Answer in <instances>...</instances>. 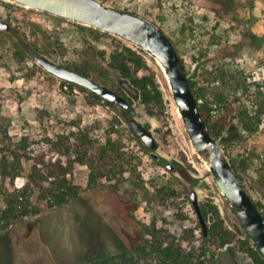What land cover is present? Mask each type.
Wrapping results in <instances>:
<instances>
[{
	"label": "rangeland",
	"instance_id": "374dc122",
	"mask_svg": "<svg viewBox=\"0 0 264 264\" xmlns=\"http://www.w3.org/2000/svg\"><path fill=\"white\" fill-rule=\"evenodd\" d=\"M102 1L134 11L170 36L195 82L199 104L213 108L212 120L223 124L217 137L236 173L264 210V0ZM0 19L10 23L9 30H0V133L8 129L14 137L25 134L32 154L47 152L46 157L57 158L60 154L50 152L45 137L72 134L77 124L82 128L90 123L99 136L113 121L127 166L136 168L114 183L85 187L64 205L0 229V264H72L101 257L140 241L147 236L145 226L153 223L168 229L176 241L200 245L202 227L190 199L192 190L202 209L215 204L225 226L237 238L244 236L230 203L193 148L165 75L150 54L139 74L154 72L163 91L164 106L157 113L148 111L134 85L131 91L138 97L132 98L109 65V54L120 43L131 42L101 31L97 32L103 36L97 39L90 30H78L76 21L11 0H0ZM40 54L80 72L88 70L90 77L127 96L132 116L158 140L160 163L134 134L119 105L96 99L83 86L47 72L34 60ZM216 69L222 71L214 79ZM221 84L227 97L224 105L211 102V90ZM166 161L174 169L167 168ZM23 166L14 185L26 179L27 165ZM88 172L85 164L73 167L76 182L83 187ZM6 184L13 186L8 180ZM206 218L210 228L212 212ZM206 245L214 253L212 264H254L236 240L219 246L209 237Z\"/></svg>",
	"mask_w": 264,
	"mask_h": 264
},
{
	"label": "trees",
	"instance_id": "16d2710c",
	"mask_svg": "<svg viewBox=\"0 0 264 264\" xmlns=\"http://www.w3.org/2000/svg\"><path fill=\"white\" fill-rule=\"evenodd\" d=\"M75 23H77L78 30H82L81 32L90 30V36L97 39L103 36L97 31L110 34L92 26ZM146 55L149 56L146 51L135 44L120 43L109 54L108 61L122 79L129 80L138 88L140 100L148 111L157 113L164 106L163 91L154 72L152 75L139 74L140 69L146 65ZM221 71L220 69L215 70L214 77L216 78L214 79L221 75ZM82 73L89 75L88 70ZM189 80L197 97L195 82ZM122 82L126 84L125 81ZM69 85L72 86V84ZM224 90L225 86L222 84L216 85L210 92L211 102L224 105L227 100ZM92 96L100 99V96L93 92ZM105 101L108 104L112 103L109 100ZM200 109L208 128L215 136H218L223 130V124L212 120L210 111L213 108L200 105ZM122 115L128 121L132 116V111L122 108ZM95 121L99 122L98 119ZM78 125L75 126L77 132L72 134L61 132L56 134V138L51 136L44 138L47 144L51 145L50 152L57 151L60 154L57 158L46 157L47 152L32 154L27 148L29 146L28 137L25 134L14 137L8 134V129L0 133V200L2 202L0 229L9 228L28 217L38 216L46 209L64 205L72 198L78 197L85 187H94L102 182L114 183L123 177L125 171H130L131 174L136 172V168L127 166L129 159L122 150V139L115 138L117 130L113 121H109L106 127L107 133L101 134L104 135L101 140L99 138L101 135L95 134L96 127L93 123L85 124L82 128H78ZM147 152L150 154L148 148ZM74 154L76 156L72 157ZM155 160L159 163L161 161L160 158ZM76 163L85 164L89 168L84 187L76 182L74 177L73 167ZM23 165H27L26 179L20 185H14L15 178L20 175L22 169H25ZM107 165L109 168H106ZM237 175L241 180V176L238 173ZM7 180L13 184L12 187L7 186ZM251 198L253 199L252 196ZM254 202L264 215L261 204L255 200ZM203 212L205 216L208 212H212L214 221L210 225L208 235L203 236L202 234L200 245L192 244L189 240H186V244L176 241L168 229L155 227L153 223V226H145L144 232L147 236L140 241H135L119 251L101 257L75 261L72 264H212L214 253L206 245L209 237L216 239L219 246L236 240L240 249L247 253L254 264H264L263 254L244 228V236L237 238L236 234L225 226L219 208L213 203L204 206Z\"/></svg>",
	"mask_w": 264,
	"mask_h": 264
},
{
	"label": "water",
	"instance_id": "95a60500",
	"mask_svg": "<svg viewBox=\"0 0 264 264\" xmlns=\"http://www.w3.org/2000/svg\"><path fill=\"white\" fill-rule=\"evenodd\" d=\"M11 1L119 36L142 48L157 61L165 75L193 148L198 157L206 163L214 184L228 200L239 222L264 256V215L238 177L222 142L208 128L198 98L190 85L185 64L170 36L155 22L102 0ZM9 29L10 23L0 19V30ZM34 60L47 72L60 79L83 86L127 111L133 110L127 96L89 75L42 54L35 55ZM119 84L132 98L138 97V93L131 91L134 86L129 80L120 79ZM128 122L134 134L148 148L150 155L154 159H159L160 155L156 151L158 140L153 131L134 116H130ZM164 164L171 170L175 167L170 161ZM190 199L202 227V234L207 236L209 224L196 190L190 192Z\"/></svg>",
	"mask_w": 264,
	"mask_h": 264
}]
</instances>
